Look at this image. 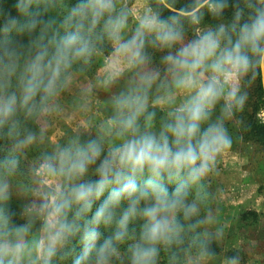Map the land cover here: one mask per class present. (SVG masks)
<instances>
[{
	"label": "clouds",
	"instance_id": "9594fccd",
	"mask_svg": "<svg viewBox=\"0 0 264 264\" xmlns=\"http://www.w3.org/2000/svg\"><path fill=\"white\" fill-rule=\"evenodd\" d=\"M13 8L0 4V264H217L210 178L264 83V0ZM100 57L105 119L50 140L62 94Z\"/></svg>",
	"mask_w": 264,
	"mask_h": 264
},
{
	"label": "rangeland",
	"instance_id": "374dc122",
	"mask_svg": "<svg viewBox=\"0 0 264 264\" xmlns=\"http://www.w3.org/2000/svg\"><path fill=\"white\" fill-rule=\"evenodd\" d=\"M0 4L15 14L7 0H0ZM106 63L103 57L97 58L87 73L78 76L62 94V112L51 119L46 129L50 140L73 134L89 120L96 124L105 119L104 101L109 92L98 81L106 71ZM257 84L249 89L247 105L240 115L242 123L237 121L231 128L235 138L233 149L221 160L220 175L210 178V189L217 196L212 204L217 220L213 227L223 231L222 239L213 245L218 253L217 264H222L224 256L236 254L241 256V264H264V147L247 140L245 135L248 114L257 102ZM82 89L91 90L86 98L87 111L80 109L85 103ZM254 119L264 122V109L259 110ZM31 163L32 158L27 165L30 167ZM16 206L14 202L13 207Z\"/></svg>",
	"mask_w": 264,
	"mask_h": 264
},
{
	"label": "trees",
	"instance_id": "16d2710c",
	"mask_svg": "<svg viewBox=\"0 0 264 264\" xmlns=\"http://www.w3.org/2000/svg\"><path fill=\"white\" fill-rule=\"evenodd\" d=\"M8 4L10 5L11 9L13 8V5L15 3V0H7ZM229 17L231 15L230 11L227 14ZM257 88H256V97H257V102L255 103L254 106H252L249 114H248V126L245 130V135L247 140L249 141H253L258 143L259 145H261L262 147H264V122L258 121L257 119L255 120V114L261 110L264 109V91H263V87L262 84L259 80H257ZM260 104L262 105V107L260 108ZM36 155V151L33 150L32 152H30L28 154V156L25 158V168L29 167L27 165L28 160L30 158H33ZM217 251V249H216Z\"/></svg>",
	"mask_w": 264,
	"mask_h": 264
},
{
	"label": "water",
	"instance_id": "95a60500",
	"mask_svg": "<svg viewBox=\"0 0 264 264\" xmlns=\"http://www.w3.org/2000/svg\"><path fill=\"white\" fill-rule=\"evenodd\" d=\"M262 84V87H263V91H264V83H261Z\"/></svg>",
	"mask_w": 264,
	"mask_h": 264
}]
</instances>
